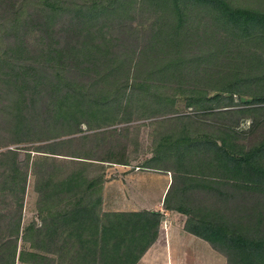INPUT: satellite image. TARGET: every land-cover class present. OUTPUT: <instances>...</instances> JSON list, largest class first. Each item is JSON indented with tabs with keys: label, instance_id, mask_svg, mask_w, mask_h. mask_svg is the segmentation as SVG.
Instances as JSON below:
<instances>
[{
	"label": "trees",
	"instance_id": "1",
	"mask_svg": "<svg viewBox=\"0 0 264 264\" xmlns=\"http://www.w3.org/2000/svg\"><path fill=\"white\" fill-rule=\"evenodd\" d=\"M195 11L193 22L198 23L190 30L193 17L189 13ZM226 32L257 41L264 35V10L237 7L228 0H0V122L5 118L13 126L14 137L7 145L46 143L47 152H36L50 154L43 156L49 163L60 155L53 150L58 142L86 137L84 126L103 128L138 116L171 122L175 130L182 127L179 134L174 133L176 139L165 136L167 149L156 152L151 160L155 166L145 167L173 175L165 210L187 216V231L210 242L228 264L220 242L245 257V264H264V237L249 228L246 236L231 237L228 208L223 209L226 201L264 196V140L246 152L228 139L202 141L197 133L190 138L184 123L194 119L197 124L195 119L203 113L178 109L180 99L187 95L189 108L201 104L200 109L208 113L214 112L206 105L213 102L207 101L208 92L218 94L217 99L243 95L235 88L246 83L242 74L237 72L230 79L219 78L218 71L210 74L209 66H218L221 59L201 50L202 39L218 37L215 44L223 51ZM207 79L228 81V85L210 90L204 85ZM257 102L264 104V96ZM217 128L221 133L238 134L233 124L224 122ZM21 151L15 147L0 153V166L10 165L6 183H12L0 189L18 196L17 201L25 194L22 181L26 183ZM69 157L76 166L92 160ZM85 172L80 168L61 184L48 172L43 179L45 199L57 197L61 187L67 186L69 193L83 187ZM212 201L218 209L212 208ZM17 205L19 213L9 220V232L0 247V261L5 264H16L23 207L22 202ZM221 208L224 222L217 221ZM75 214L80 218L73 222L69 214L53 216L51 224L61 223L64 228L61 249L67 255L85 251L87 264H135L156 241L161 223V216L153 213H106L104 222L89 209L79 208ZM54 227L47 222L38 230L29 227L25 239L32 237V249L38 251L49 243L47 237L53 240ZM3 241L0 238V244ZM26 257L33 259L32 264L44 260L35 252L22 251L19 261L26 263Z\"/></svg>",
	"mask_w": 264,
	"mask_h": 264
},
{
	"label": "rangeland",
	"instance_id": "2",
	"mask_svg": "<svg viewBox=\"0 0 264 264\" xmlns=\"http://www.w3.org/2000/svg\"><path fill=\"white\" fill-rule=\"evenodd\" d=\"M228 1L237 7L264 10V0ZM194 13H189L193 17V20L188 23L190 30H193L198 23L193 22L198 14L196 11ZM203 16L205 15L203 14ZM202 20L204 23H211L205 19ZM218 31H220V28H218ZM208 33L210 35L212 30H209ZM209 38L201 40L204 42L201 47L202 52L205 54L214 53L221 59H219L220 64L218 66H209L210 74H216V71H218L220 73L217 75L219 78L230 79L237 75V72H240L242 79H246V83L235 88H239L243 95L236 94L230 99H217L218 94L212 91L208 92L206 99L213 102H207L206 105L214 110L213 113L200 109L201 104L197 103H195L196 106L189 108V95H187L180 99L181 102L178 104V109L182 113H203L201 118L195 119L198 121L197 124H194V119L184 123L190 132V138H193L196 133L197 138L202 141L224 138L228 139V143H233L247 152L250 148L259 146L264 140V104L257 102L264 96V35L260 36L257 41H250L247 38L243 39L241 34L235 35L231 32H226L223 37V40L226 41V47L223 51H218L215 44L218 41V37ZM207 80L209 82L204 83V85L210 90L223 88L225 84L228 85V81L220 83L216 79ZM230 82L234 83V81ZM202 99L204 102V96ZM221 112H231L234 115L217 114ZM214 113L217 115H214ZM224 122L235 125L234 129L238 134L218 132L217 127L223 126ZM175 128L176 126L171 122L167 124L165 122H152L148 117L138 116L127 122L118 120L114 124L103 128L94 126L90 130L84 126L83 130L86 131V137H78L65 143L58 142V146H54L53 150L60 155H55L57 159L47 163L44 160L47 157L43 156H49L50 154L36 152V150L47 152V149H45L46 143H39V145L34 147L28 144L7 145L14 138L12 134L13 126L7 125L4 118L0 122V153L15 147L22 148L19 161L22 172L26 177V183L24 180L22 181V184L24 182L25 194H20L18 201L16 198L18 196H10L8 192L4 191L3 193L0 189V238L4 240L0 247L5 243V238L9 232L8 222L15 214L17 216V212L19 213L17 204L22 202L23 207L20 211L22 217L21 233L16 245V264H32L33 259L31 257L25 258L24 261H27L26 263L19 261V255L22 251L37 253L44 259L42 264H87L85 251L82 250L76 253L70 251L67 255V251L61 249L60 238H63L61 232L64 228H62L61 223L57 225L51 224L55 221L54 217L70 214V222H73L72 219L80 218L75 212L82 208L93 211L95 218L103 221L100 190L105 178L112 181L119 173L113 167L104 165L114 163L100 162L99 160L121 162L133 168L155 166L151 163V160L156 158V152H162L163 149H167L164 141L165 136H173V139H176L174 133L182 129V127L177 130ZM64 140H68V138L60 139V141ZM38 146H41V149ZM66 155L84 156L92 160H88L89 162L86 164L76 166L73 161H70L72 158ZM262 165L264 166V160ZM3 168H6L7 171L5 172ZM3 168L0 166V187L2 189H4L5 185L12 184L10 181L6 183L10 165ZM80 168L86 171L87 184H83L81 188L74 189L71 193L68 192L67 186L61 187L59 188L60 190H56L58 192L57 197H53L50 200L45 199L43 179L48 172L51 171L54 174L55 183L61 184L67 181L68 176L72 172ZM168 176L173 177L171 172H169ZM49 191L50 189H46L47 193ZM156 191L157 188L155 186V196L157 195ZM60 192L63 194H60ZM210 204L213 206L212 208H219L216 201H212ZM225 206L228 208L227 216L230 217L228 225L231 227L228 230V234L231 237L246 236L248 228L252 231L256 230L259 236L264 237V214L261 215L264 212V196L256 195L253 198L244 196L241 200H232L229 203L226 201L223 209ZM223 209L221 208L217 213L218 222L226 221L223 219L225 217ZM211 215H208L207 218L211 219ZM46 222L51 227L55 226V231L52 230L53 240L50 242V238L47 237L49 243L44 244L38 251L33 250L34 248L32 249V242L30 241L32 237L29 236L26 240V232H28L29 227H33L35 230L41 229ZM47 230L50 231V227H47ZM77 245L76 243L74 246L78 247ZM48 246L51 252L47 251ZM218 246L229 257V264H245L246 258L230 251L226 244L220 242ZM47 258L50 259V262L46 263V261H49L46 260ZM78 258L83 259L78 260ZM0 264H5V261H0ZM206 264H212V259L206 258Z\"/></svg>",
	"mask_w": 264,
	"mask_h": 264
},
{
	"label": "crops",
	"instance_id": "3",
	"mask_svg": "<svg viewBox=\"0 0 264 264\" xmlns=\"http://www.w3.org/2000/svg\"><path fill=\"white\" fill-rule=\"evenodd\" d=\"M104 165L113 167L119 175L112 181L104 179L100 190L103 214L153 213L161 216L156 241L135 264H206L208 257L212 264H228L227 257L210 242L187 231V216L165 210L164 200L172 183L169 173L133 168L128 164Z\"/></svg>",
	"mask_w": 264,
	"mask_h": 264
}]
</instances>
